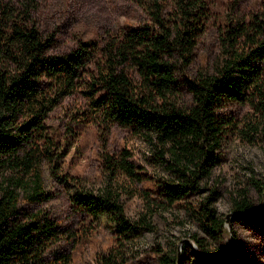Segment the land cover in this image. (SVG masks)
Instances as JSON below:
<instances>
[{"label": "trees", "instance_id": "16d2710c", "mask_svg": "<svg viewBox=\"0 0 264 264\" xmlns=\"http://www.w3.org/2000/svg\"><path fill=\"white\" fill-rule=\"evenodd\" d=\"M41 1L0 0V264L70 259L60 249L51 252L66 227L41 210L19 208L20 198L50 196L46 170L69 188L74 210L96 218L104 213L112 224L115 243L92 264H126L135 236L141 230L155 235L157 219L193 227L188 235L199 247L206 239L221 242L224 234L236 245L216 210L214 169L229 136L264 139V0L248 10L239 0H133L142 19L63 52H53V35L40 29ZM208 33L215 52L192 67ZM70 94L78 95L77 114L99 130L103 178L97 187L61 170L64 149L48 130L49 112ZM240 105L247 111L238 117ZM113 124L146 150L106 148ZM143 180L154 189H141L142 208L128 215L123 199ZM263 188L259 183L256 190ZM230 202L234 211L247 212L254 200L242 185L230 192ZM176 247L175 238L158 242L150 264H176Z\"/></svg>", "mask_w": 264, "mask_h": 264}, {"label": "rangeland", "instance_id": "374dc122", "mask_svg": "<svg viewBox=\"0 0 264 264\" xmlns=\"http://www.w3.org/2000/svg\"><path fill=\"white\" fill-rule=\"evenodd\" d=\"M224 1L216 0L218 4ZM256 1L239 0L240 8L248 10ZM36 17L41 31L53 35L51 50L63 52L71 49L81 39H95L106 29H120L127 22L135 23L143 16L139 5L133 0H42ZM214 52L215 42L212 33H208L199 43L192 67L203 64L206 59L209 60ZM77 97L76 94H70L63 98L49 112L46 123L48 130L60 141L64 149L61 170L80 176L87 187H97L103 178L100 166L101 137L95 124L87 122L86 115L77 114ZM246 111V105L234 107L238 117L244 116ZM74 119L80 120L73 122ZM125 144L137 150V153L146 150L145 145L129 137L124 128L111 125L106 148L118 149ZM46 171L45 187L49 189L50 196L42 201L20 198L19 208L24 212L41 210L58 225L66 227L62 238L51 250L53 252L60 249L70 255L66 264H92L97 253L105 251L115 243L112 224L104 213L96 218L85 211L74 210L69 188L58 183ZM214 175L220 181V196L215 202L216 210L224 219L228 215L225 224L234 232L236 245L229 246L228 236L224 234L221 242L206 239L204 246L199 247L188 235L193 227L189 228L187 225L181 228L157 219L158 232L155 235L141 230L135 236L134 243L127 250L126 264H150L153 247L168 238H175L177 242L183 238L190 240L183 239L180 242L182 264H264V196L256 190L259 183L264 186L263 137H258L250 143L241 140L236 134L229 136L223 144L222 160L215 167ZM252 181H255V185ZM242 185L254 200L250 211L257 212L260 217L254 215L252 219H239L231 213L233 209L230 192ZM131 189L134 193L123 199L124 210L128 215H133L142 208L143 201L139 191H153L154 186L150 181L143 180L133 183ZM215 250L226 252L215 255L217 258L206 262L196 258L197 253ZM51 252L48 254L49 260L53 257ZM56 264H61V261Z\"/></svg>", "mask_w": 264, "mask_h": 264}, {"label": "water", "instance_id": "95a60500", "mask_svg": "<svg viewBox=\"0 0 264 264\" xmlns=\"http://www.w3.org/2000/svg\"><path fill=\"white\" fill-rule=\"evenodd\" d=\"M264 196V188H263V191H262V197ZM231 213H234V214H244V215H247V216H254V215H257V212H254V211H247V212H243V211H234L232 210ZM227 216L226 215V218L225 220H227ZM226 225V224H225ZM228 228V227H227ZM229 229V228H228ZM185 239V238H183ZM183 239H180L178 242H177V247H176V264H180V253H179V249H180V242L183 240ZM187 241H190L189 239H185ZM197 251V249H195ZM226 251L224 250H215V251H208V252H203V253H197L199 256L200 255H205V256H215V255H218V254H221V253H225Z\"/></svg>", "mask_w": 264, "mask_h": 264}]
</instances>
